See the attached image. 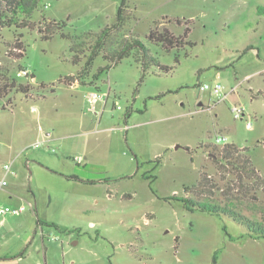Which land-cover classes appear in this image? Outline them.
I'll use <instances>...</instances> for the list:
<instances>
[{"label":"rangeland","instance_id":"374dc122","mask_svg":"<svg viewBox=\"0 0 264 264\" xmlns=\"http://www.w3.org/2000/svg\"><path fill=\"white\" fill-rule=\"evenodd\" d=\"M122 1L42 0L34 31L0 33V67L29 88L0 101V179L5 165L12 172L0 207L23 209L0 216V264H264V237L164 200L187 196L184 187L203 176L209 189L200 198L264 224V186L248 195L205 148L225 137L264 179V0H124V33L171 70L150 65L143 74L132 53L93 87L66 83L78 70L70 42L41 39L43 19L72 37L98 33ZM155 23L176 37L189 27L193 45L165 51L148 39ZM16 44L26 50L19 61ZM105 65L97 57L92 73ZM203 85H220V95ZM96 90L105 97L92 108L87 95Z\"/></svg>","mask_w":264,"mask_h":264},{"label":"trees","instance_id":"16d2710c","mask_svg":"<svg viewBox=\"0 0 264 264\" xmlns=\"http://www.w3.org/2000/svg\"><path fill=\"white\" fill-rule=\"evenodd\" d=\"M41 2L42 0H0V33L5 30L34 31L32 17L40 8ZM257 13L260 16H264V6L257 8ZM129 18L130 14L127 12V6L123 0L116 12L114 22L102 28L98 33L86 32L72 37L62 33L65 25H59L56 21L44 19V26L38 27L37 32L39 37L45 41L59 34L62 39L70 42L68 51L71 55V62L78 70L74 76L66 79V83L68 84L76 82L79 85L93 87L102 72L116 66L132 53L134 54L135 61L140 64L143 74L147 66L150 65L157 66L164 73L169 72L171 68L158 65L149 55L144 44L135 35L124 33ZM181 22L180 20H175L173 23L180 26ZM189 24H191V21H189ZM189 32L190 29L187 27L182 37H176L170 30L161 28V26L155 23L154 28L148 34V39L169 52L173 49H178L182 45H193L191 42L186 41ZM118 38H120V41ZM13 48L14 50H18V54L11 57L14 60H21L25 56V47L16 44ZM251 49L250 47L246 50ZM245 51H243V54ZM8 57L10 58V56ZM97 57H102L106 65L99 68L95 73H92L93 64ZM12 93L26 97L29 93V88L12 78L8 68L0 67V101ZM205 148L212 159L224 162L231 168V173L238 184L246 183V190L249 191L248 195L251 193L250 188L264 186V179L253 167L246 149H240L234 144H224L221 147L214 145ZM156 163L160 164L159 158L156 159ZM202 177L200 176L199 181L195 185L184 187V195H190L192 196L191 198L187 196H173L164 200L178 201L189 211H200L209 215L227 217L233 222L244 226L250 237H264L263 222H253L227 204L213 203L208 198H200V194H204L209 189L208 180ZM67 179L77 182L94 183L91 180L80 179L76 175L69 176ZM31 193L33 194V192ZM42 225L56 230L59 229L54 223L41 222L37 219V226L41 227ZM23 254L24 251L19 256L22 257Z\"/></svg>","mask_w":264,"mask_h":264},{"label":"built area","instance_id":"2783aa9c","mask_svg":"<svg viewBox=\"0 0 264 264\" xmlns=\"http://www.w3.org/2000/svg\"><path fill=\"white\" fill-rule=\"evenodd\" d=\"M201 91H206L209 92L212 96H219L222 90V87L220 85H203L200 87ZM104 95L101 94L99 91H93L91 92V94L87 95L88 101L91 104L92 108L95 107L96 103L103 100L104 99ZM108 97L106 96V99ZM117 109H120L119 106H117ZM34 110V109H33ZM231 113L234 114L235 118H240L242 119L243 117V113L238 110L237 108H234L233 110H231ZM247 127L250 128V124H247ZM226 138L225 137H217L216 138V143L217 144H226ZM4 171V176L0 179V188H3L5 186H7V182H6V176L8 174H12L11 172V166L10 165H5L3 168ZM23 211V209H11L9 207H0V216H4V215H18Z\"/></svg>","mask_w":264,"mask_h":264}]
</instances>
